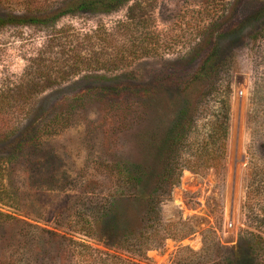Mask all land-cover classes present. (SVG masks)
Segmentation results:
<instances>
[{"label": "rangeland", "instance_id": "1", "mask_svg": "<svg viewBox=\"0 0 264 264\" xmlns=\"http://www.w3.org/2000/svg\"><path fill=\"white\" fill-rule=\"evenodd\" d=\"M32 1L0 0V17L26 18ZM66 1L36 4L55 12ZM211 52V78L195 94L175 90ZM39 61L80 67L17 116L31 131L0 144V264H94L90 247L109 246L86 220L104 216L110 196L122 216L144 210L135 196L160 194L162 227L192 233L156 241L146 232L152 247L140 263L232 264L241 239L253 254L245 264H264V0H126L110 12L0 26V91L39 74ZM190 101L197 109L181 116ZM225 103L223 177L184 170L169 193L158 189L174 125L196 121L171 162L181 167Z\"/></svg>", "mask_w": 264, "mask_h": 264}, {"label": "trees", "instance_id": "2", "mask_svg": "<svg viewBox=\"0 0 264 264\" xmlns=\"http://www.w3.org/2000/svg\"><path fill=\"white\" fill-rule=\"evenodd\" d=\"M125 2L126 0H71L64 2L56 11L54 10L55 12H47L48 8H44L43 5L37 6L36 0H34L30 7L31 10L28 9L29 14L25 16L26 18L19 16H8L7 18L0 17V26L11 23L21 25L30 22L35 24H50L62 15L74 14L79 11L110 12L117 9ZM134 8V6L130 7L129 18L136 23L134 20L137 16ZM134 26L137 27L136 24ZM107 39L108 38H103L104 41H107ZM134 54L135 57L140 55V53L136 52H134ZM215 54V52H211L204 58L202 66L194 73L189 83L181 86L175 83L174 89L181 92L190 90V92L195 94V84L206 78H211L213 71L215 72V70H213V62L216 61ZM122 55L124 56V54ZM122 55L120 59L123 58ZM125 57L127 56L125 55ZM110 62L114 66L119 64L115 59ZM103 63L104 62H102L101 65H103ZM85 66L91 67V63H88V65L85 64ZM79 67L78 64H75L74 66H69V70L67 71H60L59 69L55 71L56 69L50 66L49 63L44 64V62L39 61L37 68H35L36 71H39V74L31 78H24L23 81L16 86L3 88L0 91V144L3 145L13 142V146L16 136L31 131L30 127L34 125H31L32 123L17 122L20 118V116H17L26 115L29 104H31V99H33L34 96L46 91L62 80H65L68 73H73L75 69V71H77ZM28 75L29 74H27V76ZM223 108L225 110L224 115H214L213 119L205 123V128L207 129L206 135H204L202 142L198 144L197 148L193 150V154L186 159L184 158L187 164L181 167L172 166L171 162L177 160V153L180 147H183V143L188 142L196 121L194 116L191 115L188 118H184L183 121H181L180 118V121L174 125L170 136L169 152L166 155V162H168L169 165L165 167L160 175L158 189L164 187L169 193V190L179 182L184 170L205 175L213 168L218 176L223 177L227 150L229 105L225 103ZM196 109L197 105L190 101L180 115L183 116ZM17 142L25 145L27 143L26 137ZM126 176L128 179L133 178L129 173H127ZM110 197L111 201H108L109 208L105 207L106 214H104V216L100 215L101 217L97 219L86 220L91 228H97V231L100 232L96 239L109 246L108 250H106L107 252L90 247V249H93V256L91 258H93L94 264H142L140 263L142 261L141 258L147 259L146 252L152 247L150 244V237L146 236V232L150 233L156 241H160L163 236H171L180 239L192 233L188 231L186 234L184 233L176 236V234H174L175 232H167L166 229L162 227L159 205L165 199L161 194L160 196H135V200L143 202L144 210L139 214H133L131 211H128L122 216L118 214L117 198H115V196ZM120 223H127L125 230L119 227ZM147 223L151 224V226L146 229ZM246 245L245 243L244 247ZM242 247V240L240 239L234 251L235 259L232 264H245L246 261L252 260L253 254L248 250V246L244 249H242ZM242 250L244 253H241ZM95 251L98 254H96Z\"/></svg>", "mask_w": 264, "mask_h": 264}]
</instances>
